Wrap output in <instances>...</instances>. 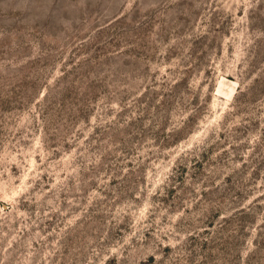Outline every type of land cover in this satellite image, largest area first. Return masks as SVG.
I'll return each instance as SVG.
<instances>
[{"label": "rangeland", "instance_id": "obj_1", "mask_svg": "<svg viewBox=\"0 0 264 264\" xmlns=\"http://www.w3.org/2000/svg\"><path fill=\"white\" fill-rule=\"evenodd\" d=\"M0 264H264V0H0Z\"/></svg>", "mask_w": 264, "mask_h": 264}]
</instances>
